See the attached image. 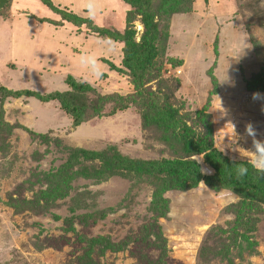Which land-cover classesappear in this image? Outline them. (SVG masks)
Listing matches in <instances>:
<instances>
[{"label": "rangeland", "instance_id": "rangeland-1", "mask_svg": "<svg viewBox=\"0 0 264 264\" xmlns=\"http://www.w3.org/2000/svg\"><path fill=\"white\" fill-rule=\"evenodd\" d=\"M50 2L59 11L41 0H7L0 9V86L11 91L0 92V264H264V208L247 241L233 233L226 252L225 239L207 231L233 218L228 207L237 197L229 190L202 181L185 191L163 189L167 215L155 219L153 182L125 169L95 181L91 175L104 170L101 159L79 164L74 153L90 149L101 150L102 158L117 151L150 163L192 159L212 170L203 153L145 121L138 107L114 110V94L126 97L134 87L109 65L121 67L122 43L95 36L93 28L121 32L131 25L138 40L140 16L129 15L122 0ZM182 8L158 23L162 64L144 87L160 91L196 137L211 135L228 159L252 164L261 155L256 142L264 144V101L251 98L264 95V0H193L191 10ZM69 13L81 21H68ZM68 76L93 87L92 102L110 98L79 125L57 101L26 93L65 91ZM59 171L71 177L70 189L50 202L47 176ZM95 210L104 216L85 219ZM155 221L157 240L149 231ZM141 229L148 239L138 235Z\"/></svg>", "mask_w": 264, "mask_h": 264}, {"label": "trees", "instance_id": "trees-1", "mask_svg": "<svg viewBox=\"0 0 264 264\" xmlns=\"http://www.w3.org/2000/svg\"><path fill=\"white\" fill-rule=\"evenodd\" d=\"M48 7L59 11L55 8L50 0H41ZM130 7L129 15L140 16L142 32L138 40L135 37V30L132 26H127L123 31L115 29H106L103 27H94L93 33L95 36L103 40H111L122 43L121 67H116L109 63L112 69L123 72L131 78V83L134 87V92L126 97H121L114 94L116 105L114 110L126 109L130 105L141 109L142 117L145 121L151 122L157 127L166 128L169 130V135L174 140L179 141L185 149L195 154L203 153L204 162L208 164L213 172L203 174L197 162L192 159L188 160H168L159 163H150V161L136 160L125 157L117 151H113L110 158H102V151L80 149L74 153V156L79 158V164L86 159H101L100 165L104 170L95 172L91 175L92 178L102 181L117 173L119 169H125L127 172L137 174L139 177H144L150 183H154L155 191L150 208L154 213V218L167 215V202L162 198L161 192L163 189H178L188 190L195 187L200 181L204 182L208 188L213 190L227 189L236 195L237 200L231 203L228 207L233 214V218L225 221L222 225L214 226L207 231L209 236L211 232L218 233L220 239H225L222 244V249L226 252L230 249L231 237L233 233L238 234L243 240L247 241V233L254 230V216L264 208V176L258 174L255 169L247 161H233L228 159L222 152L213 147L212 137H199L185 124L183 119L178 115L177 111L165 102L160 97V91H152L149 87H144L146 81L157 77L159 69L156 64H162L159 56L162 55L163 49L160 47L163 34L158 30V23H166L173 13L184 12L191 10L193 0H122ZM182 2L186 4L181 6ZM166 3V4H165ZM63 12V11H62ZM68 21L79 22L75 14H64ZM85 21V20H83ZM56 24V23H55ZM168 60H174L170 58ZM155 71L156 74H155ZM68 89L62 92H51L47 95H41L32 91L26 92L28 95H35L43 101L55 100L58 102L60 109L66 115L71 117L74 125L90 119L97 109L102 106V101L110 99L109 97L101 98L92 102L88 94L94 93L93 87L87 83L75 80L73 77L66 78ZM0 92L5 94L11 93L10 90L0 86ZM15 92L14 94H19ZM120 101V103H119ZM238 167H247L248 172L243 177H237L235 169ZM59 172L48 174L47 180L52 185V198L50 202L64 198L69 188L71 180L70 176H61ZM161 176H164L161 178ZM41 196V194H40ZM92 198L93 195H90ZM75 205V204H74ZM76 206V207H75ZM77 210L79 205H75ZM104 214L102 210L88 212L85 219L94 222L102 218ZM150 224V223H149ZM156 221L153 222L149 231H154ZM154 229V230H152ZM244 233H239L241 231ZM142 230V229H141ZM155 232V233H154ZM153 235L156 240L161 237L159 230H155ZM157 233V234H156ZM138 235H144L141 239H148L150 235L145 232V229ZM137 235V236H138ZM208 239V237H207ZM237 239V238H236ZM209 250L206 244L200 247L199 257L204 259L205 251ZM221 253L220 256L225 257L227 253ZM87 258V257H86ZM87 264L92 261L87 259ZM93 264V263H92Z\"/></svg>", "mask_w": 264, "mask_h": 264}, {"label": "clouds", "instance_id": "clouds-1", "mask_svg": "<svg viewBox=\"0 0 264 264\" xmlns=\"http://www.w3.org/2000/svg\"><path fill=\"white\" fill-rule=\"evenodd\" d=\"M252 100H261L264 101V95H262L259 92H253L251 95ZM261 111L264 112V105H262ZM246 131L248 132L249 135H255V130L252 127L251 124L246 125ZM256 148L257 150L261 153V155L259 156V158H256L255 156H253V160H252V167L255 169V171L264 176V144H262L261 142H256ZM197 164L199 165V163L197 162ZM201 173H211V169L210 168H201ZM248 172V168L247 167H238L235 169V173L236 176L239 177H243L247 174Z\"/></svg>", "mask_w": 264, "mask_h": 264}, {"label": "water", "instance_id": "water-1", "mask_svg": "<svg viewBox=\"0 0 264 264\" xmlns=\"http://www.w3.org/2000/svg\"><path fill=\"white\" fill-rule=\"evenodd\" d=\"M7 3V0H0V9H2Z\"/></svg>", "mask_w": 264, "mask_h": 264}]
</instances>
